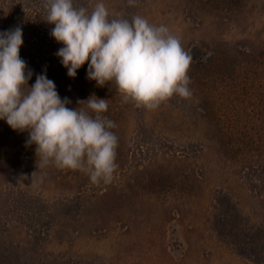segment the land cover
<instances>
[{"label":"rangeland","instance_id":"rangeland-1","mask_svg":"<svg viewBox=\"0 0 264 264\" xmlns=\"http://www.w3.org/2000/svg\"><path fill=\"white\" fill-rule=\"evenodd\" d=\"M97 2L74 0L89 10ZM103 2L113 16L141 15L166 25L191 63L206 60L216 43L243 47L264 40V0L228 11L207 0ZM46 15L44 0H0V23L22 27L23 46L40 61L60 58L64 46L50 35L55 25ZM109 84L87 94L106 99L121 126L114 129L121 134L112 182L93 184L78 170L58 169L57 180L35 183L0 175V264H264L261 176L211 152L198 100L174 96L147 110L124 103ZM163 167L172 180L161 177ZM183 171L194 181L188 194ZM138 181L158 198L135 196L131 185Z\"/></svg>","mask_w":264,"mask_h":264},{"label":"clouds","instance_id":"clouds-1","mask_svg":"<svg viewBox=\"0 0 264 264\" xmlns=\"http://www.w3.org/2000/svg\"><path fill=\"white\" fill-rule=\"evenodd\" d=\"M137 0H128L134 6ZM50 35L64 46L56 55L75 78L88 63L87 78L98 86L114 82L124 103L155 110L174 96H192L188 75L192 55L180 38L163 24L141 15L113 16L103 0L89 10L74 0H44ZM22 27L0 32V119L13 130L27 131L26 146L36 145L39 168L80 171L93 184L111 183L118 168V136L114 121L104 115L106 99L92 95L69 108L46 71L36 76L20 56ZM27 70V71H26ZM26 178V177H25ZM32 182H36L35 173Z\"/></svg>","mask_w":264,"mask_h":264},{"label":"trees","instance_id":"trees-1","mask_svg":"<svg viewBox=\"0 0 264 264\" xmlns=\"http://www.w3.org/2000/svg\"><path fill=\"white\" fill-rule=\"evenodd\" d=\"M246 1L207 0L206 4L214 9L228 11L237 5H245ZM9 29L11 28L7 24L0 23V32ZM212 48L211 56L204 61L191 63L188 72L192 95L198 100L201 109L198 114L204 138L211 141V152L223 160L237 163L242 171L259 172L260 187L264 191V40L243 47L221 42L212 45ZM20 56L33 72L28 81L29 87L35 83L38 74L46 71L47 77L54 81L61 99L67 97L71 101L67 107H80L90 111L86 107L87 102L81 105L77 103L82 100L79 98L80 89H83V100H87L94 95L93 92L87 94L89 88L93 86L100 91L103 86H98L95 80L87 78L86 64L83 69L77 70V75L73 78L68 76V70L60 58L54 57L56 64L54 58L40 61L32 50L23 45ZM109 83L114 88L115 83ZM111 112L113 110L109 107L104 115L113 121ZM115 113L119 114V111ZM114 129L118 131L121 126L116 123ZM120 134L117 135L118 138ZM28 138L27 131L13 130L6 120L0 119V175L31 181L35 173L36 180H57L60 172L54 165L38 169L36 145L26 146ZM170 170L163 167L159 173L165 180H172L168 174ZM140 172L142 176H146V172ZM181 178L182 190L188 194L194 187V181L186 171L182 172ZM140 182L138 181L137 186L131 185L135 196L158 198L159 195L149 189L146 191L145 182L143 185ZM168 191H173V188ZM259 200L264 208V193L259 195ZM243 236L248 240L247 234Z\"/></svg>","mask_w":264,"mask_h":264}]
</instances>
